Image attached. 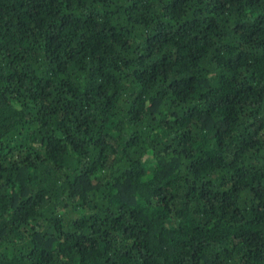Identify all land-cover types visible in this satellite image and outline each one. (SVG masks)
<instances>
[{
    "label": "trees",
    "instance_id": "1",
    "mask_svg": "<svg viewBox=\"0 0 264 264\" xmlns=\"http://www.w3.org/2000/svg\"><path fill=\"white\" fill-rule=\"evenodd\" d=\"M0 264H264V0H0Z\"/></svg>",
    "mask_w": 264,
    "mask_h": 264
}]
</instances>
